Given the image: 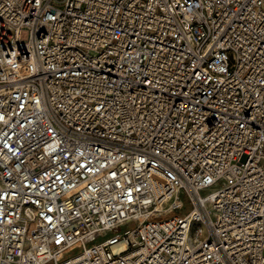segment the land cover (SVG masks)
Returning <instances> with one entry per match:
<instances>
[{"label": "built area", "instance_id": "2783aa9c", "mask_svg": "<svg viewBox=\"0 0 264 264\" xmlns=\"http://www.w3.org/2000/svg\"><path fill=\"white\" fill-rule=\"evenodd\" d=\"M0 264H264V0H0Z\"/></svg>", "mask_w": 264, "mask_h": 264}, {"label": "rangeland", "instance_id": "374dc122", "mask_svg": "<svg viewBox=\"0 0 264 264\" xmlns=\"http://www.w3.org/2000/svg\"><path fill=\"white\" fill-rule=\"evenodd\" d=\"M21 38L22 39H27L28 38V31L27 30H22L21 31V34H20ZM206 193V191H203L202 194ZM186 202V205H185V208L183 209L184 212H187L190 208V204H187V201Z\"/></svg>", "mask_w": 264, "mask_h": 264}, {"label": "bare ground", "instance_id": "6f19581e", "mask_svg": "<svg viewBox=\"0 0 264 264\" xmlns=\"http://www.w3.org/2000/svg\"><path fill=\"white\" fill-rule=\"evenodd\" d=\"M147 216V215H146ZM147 218H149V216H147Z\"/></svg>", "mask_w": 264, "mask_h": 264}]
</instances>
